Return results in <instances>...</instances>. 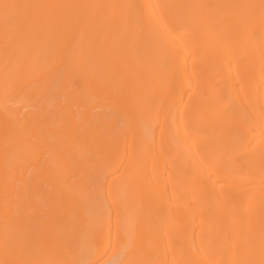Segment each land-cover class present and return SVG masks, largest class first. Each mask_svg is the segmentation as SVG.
I'll return each instance as SVG.
<instances>
[{
    "label": "bare ground",
    "instance_id": "bare-ground-1",
    "mask_svg": "<svg viewBox=\"0 0 264 264\" xmlns=\"http://www.w3.org/2000/svg\"><path fill=\"white\" fill-rule=\"evenodd\" d=\"M59 77L86 120L48 145L44 96L17 97ZM54 180L78 216L35 228L15 196ZM113 238L124 264H264V0H0V264H89Z\"/></svg>",
    "mask_w": 264,
    "mask_h": 264
},
{
    "label": "rangeland",
    "instance_id": "rangeland-1",
    "mask_svg": "<svg viewBox=\"0 0 264 264\" xmlns=\"http://www.w3.org/2000/svg\"><path fill=\"white\" fill-rule=\"evenodd\" d=\"M64 82V81H63ZM62 82V79L59 77L57 78V80H54V81H51L47 84H45L44 86L38 88V86H35V88H28L26 91H24L23 93H21L18 97H17V100H18V103H21L24 105L26 104H30V103H34V102H37V100L41 97V96H44V99L46 102V105H47V108L49 109L50 112H44L42 114L41 117H47L48 118V126L45 127V125H40V129L39 131L37 132L36 135L40 136L39 138H43V139H46L47 142H48V145L50 144H53L54 140H56V138L54 136H51L46 134V128L47 127H50V128H54V129H60L61 128V123H65V121L67 120V118L69 116H76L77 120L81 121V122H84L86 119H84V114H83V110L86 108H79L78 106H74L72 102L74 101H70L68 100L67 98L71 95V93L73 92H70L68 91L67 87H66V83ZM68 87H69V84L67 83ZM36 87L38 89H36ZM72 88V87H69V89ZM34 89L36 90L35 93L33 94L31 90L34 91ZM73 89V88H72ZM70 89V90H72ZM34 97H32L31 93ZM69 93L67 95V93ZM30 93V94H29ZM75 93V92H74ZM79 93V92H77ZM76 94V93H75ZM31 97V98H30ZM67 97V98H66ZM71 97H75V96H72ZM69 97V99L71 98ZM73 99V98H71ZM174 100V98L172 99ZM17 102V101H16ZM67 103H69L67 105ZM98 103H96L97 105ZM17 105V103H16ZM19 105V104H18ZM69 105H71L73 107V109L75 110L73 112V114L70 115V113L72 112L71 110H68L67 108L69 107ZM93 105V104H92ZM98 106V105H97ZM64 107V108H63ZM99 107V108H98ZM96 109H93V114L94 115L95 113L97 112H103L104 115H103V121L105 122V124L107 123H110L111 125L115 126V129H116V132L119 131L120 128L123 127L124 123L123 121L121 120V116L118 115V114H115L113 112L110 111V108H101V105L98 106ZM95 108V107H94ZM164 109V106L162 107H159L157 109V114L159 115L158 117L161 118L162 115L161 114V111ZM27 111L28 109L24 108V111ZM35 110V109H34ZM174 114V110L171 111L170 113V116H173ZM168 115V114H166ZM95 116V115H94ZM92 116L93 118H97V116ZM143 115H136L135 117H142ZM68 122V121H67ZM68 126V125H67ZM104 126H102L103 128ZM256 130V129H255ZM257 133L256 131H253V133ZM259 132V131H258ZM70 133V131H69ZM254 133V134H255ZM60 136V134H59ZM70 136V135H69ZM67 136L65 133L63 134L62 138H61V150H64L65 152V156L67 159H70L72 160V162H78V166L80 168H86L85 165L86 164H81V159L83 157L82 154H79V147L78 145L76 144H69L70 142H72V136L69 137ZM255 137V136H254ZM52 142V143H51ZM52 147V145H51ZM56 149L55 147H52L51 149H49V151L51 150V155H49V157H51L52 159V164H56L57 160L59 159V156L57 155V152H56ZM58 151V149H57ZM56 152V153H55ZM27 154V153H26ZM28 155V154H27ZM24 156H26L24 154ZM88 157V156H87ZM93 161V160H92ZM81 162V163H80ZM88 163V162H87ZM92 163V162H91ZM90 163V164H91ZM94 164V163H93ZM89 165V164H88ZM86 165V166H88ZM92 165V164H91ZM90 166V165H89ZM93 166V165H92ZM99 166V165H98ZM96 167V166H95ZM94 167V168H95ZM102 167V166H101ZM99 166V168L102 170ZM93 168V167H92ZM98 168V167H97ZM97 169V171L99 170L98 173H100V169ZM88 169H90L88 167ZM86 171H90V170H86ZM94 171V170H93ZM123 171V167L120 168L116 173L115 175L121 173ZM147 171H149L147 169ZM91 172V171H90ZM89 172V173H90ZM96 172V170H95ZM94 172V173H95ZM93 173V172H92ZM89 174V176L92 177V182H94V180H97L99 179L98 177H95V174H98L97 172L95 174ZM143 174V170H142V173ZM94 175V177L92 176ZM107 176V175H106ZM105 176V177H106ZM107 177H111L110 174H108ZM86 178H89L86 176ZM94 178V179H93ZM59 179V178H57ZM80 179V178H79ZM90 179V178H89ZM101 179V178H100ZM106 179V178H105ZM108 179V178H107ZM124 179V178H122ZM96 180V181H97ZM102 180V179H101ZM85 181V179H84ZM88 181V180H86ZM105 183L107 180H104ZM59 181H53V184L48 183L46 182L45 184H43L41 186V190L39 192H33V189L29 190L27 194H24V195H21V194H16L15 196V199H16V206L17 208H20V203L21 202H25L27 204V206H29L28 208H24L21 212H18L17 215H21L24 219H28L27 221H30L32 222L33 226L35 228L38 227L39 223L43 222V221H47V220H52V219H59L61 222H64L65 226H66V229L69 228L70 226V221H73L78 215H77V211H73L72 208H71V203L69 202V196L66 195V196H61L57 190H58V187H60V183L58 185ZM63 182V180L61 181V183ZM69 182V185H73V184H76L77 182H74L72 179L68 181ZM74 182V183H73ZM90 181H88L89 183ZM91 182V183H92ZM100 182V181H99ZM64 183V182H63ZM73 183V184H72ZM22 184V181H19L16 182V186L17 185H20ZM90 184V183H89ZM94 184H99L98 182L94 183ZM101 184V183H100ZM107 184V183H106ZM63 185V184H62ZM68 184L64 183V187H66ZM78 185V184H77ZM93 188H92V191L89 195V197H92V199L90 198V200L92 201H95V197H97L96 195H98V189H95L96 188V185H91ZM105 186V184L103 185ZM68 187V186H67ZM98 188V187H97ZM101 188V187H100ZM71 189V188H70ZM70 189H67V193L70 192ZM97 191H95V190ZM105 189V188H104ZM94 190V191H93ZM107 190V189H106ZM92 192L95 194L96 192V195H92ZM100 192V191H99ZM105 193H107V195H105ZM111 193V192H110ZM133 193V192H132ZM113 193H111L112 195ZM131 194V193H129ZM94 196V197H93ZM100 201H102L105 206L106 204L109 205V203L111 202V199L108 198V192H102L101 190V193H100ZM103 196V197H102ZM113 198H117L116 196H114V194L112 195ZM111 196V197H112ZM102 198V200H101ZM63 199V204L60 202V205L59 204V201ZM99 199V198H98ZM98 199H96L98 201ZM136 198L133 197V194L131 195H128L127 197V200H124L125 203L123 204H127L125 207H127L130 203H132L133 201L135 202ZM105 200H109L108 202L105 201ZM96 202V201H95ZM99 202H97L99 204ZM107 202V203H106ZM133 202V204H134ZM101 204V203H100ZM107 205V206H108ZM131 205V204H130ZM123 205H121L122 207ZM76 207V206H75ZM124 207V206H123ZM124 207V208H125ZM77 208V207H76ZM115 245H116V241L114 240H111L109 245L107 246V249L103 255V257L101 259H98V260H95L89 264H124V260H123V256H122V252L121 253H116L117 252L115 250ZM159 258V257H157ZM156 258V259H157Z\"/></svg>",
    "mask_w": 264,
    "mask_h": 264
}]
</instances>
